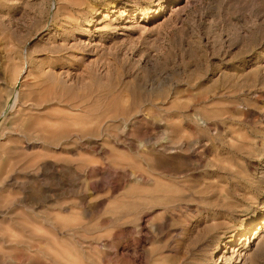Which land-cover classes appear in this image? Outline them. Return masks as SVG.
I'll return each instance as SVG.
<instances>
[{
    "label": "rangeland",
    "instance_id": "1",
    "mask_svg": "<svg viewBox=\"0 0 264 264\" xmlns=\"http://www.w3.org/2000/svg\"><path fill=\"white\" fill-rule=\"evenodd\" d=\"M55 87L86 110H29ZM12 91L0 264H264V0H0ZM119 105L124 141L54 137Z\"/></svg>",
    "mask_w": 264,
    "mask_h": 264
},
{
    "label": "bare ground",
    "instance_id": "2",
    "mask_svg": "<svg viewBox=\"0 0 264 264\" xmlns=\"http://www.w3.org/2000/svg\"><path fill=\"white\" fill-rule=\"evenodd\" d=\"M173 7V6H172ZM177 9V8H176ZM178 9H179V7H178ZM172 10V9H171ZM173 12V11H172ZM16 73V72H15ZM14 91V90H13ZM13 91H12V94L11 95H9V97H7V99L4 101V103H3V108H2V110L0 111V118L2 117V116H4V115H6V111H7V109H8V107H9V104H10V108H12L11 107V102H12V99L14 100V102H12V106H13V104L16 102V101H18L17 102V104H23V102H22V100H19V99H17V97L15 96V97H13L14 96V93H13ZM57 90H56V87L55 88H52L50 91H48V92H50V94H49V97H47V98H45L44 100H40L41 102L40 103H32L29 107V110H33V109H35V111H36V114H37V112H41V110L42 109H40L41 107H37L38 105H40L41 106V104L42 105H44L43 103H45V102H48V101H53V102H55V103H57V104H62V106H63V108H65V110H69L70 112H71V114L73 113V112H82V111H85L86 110V108L87 107H85V105H84V98L86 97V95H84L82 98H81V101H76V100H70V98H68V97H66L65 95H66V93H65V95H63V93L61 94L60 92V94H58V92H56ZM47 92V93H48ZM53 92V93H52ZM84 94H85V92H84ZM30 98V97H29ZM32 98V97H31ZM42 98V97H41ZM33 99V101L34 102H38L37 101V99H34V98H32ZM36 100V101H35ZM28 102V101H27ZM26 102V103H27ZM26 105V104H25ZM120 105H123V104H120ZM119 105V106H120ZM42 108H44V107H42ZM119 107L117 106V108H115V109H117L116 110V112H117V115L116 116H114V114L116 113L115 112V110H114V113H113V115L112 114H110L111 113V111H110V113H109V115H104V117L102 118V119H100V120H97L96 121V123L94 124V125H86V124H84L82 127H79V128H74V129H68V130H64V129H59V130H57V132H60V134L58 135L57 133H56V131L54 132L53 130H51V135H52V132L53 133H55V134H57L56 136H54V134H53V136L54 137H58L59 138V140L60 141H64V140H69L70 142H71V140H73L72 142L73 143H75L76 145H79V146H92V145H99L98 144V140L96 141V140H94V136H95V133H98V134H102V135H105L104 137L102 136V138H101V140L102 141H104V140H106V137L107 138H109L110 140L112 139L115 143H119L120 141H122V139H123V141L125 140V133H126V130H127V127H128V121L127 120H125V119H122L121 117H122V115H123V113H125L124 111H126V110H122V106H120V108L118 109ZM123 108H124V106H123ZM121 109V111H123V112H120L119 110ZM120 112V114H121V116H120V119H118V114H119V112ZM112 112H113V110H112ZM40 114V113H39ZM108 114V113H107ZM119 114V115H120ZM68 115V114H67ZM33 116V115H32ZM34 116H35V113H34ZM66 116V115H65ZM69 116H70V114H69ZM68 116V117H69ZM124 116V115H123ZM31 117V116H30ZM61 117V116H60ZM64 117V116H63ZM67 117V116H66ZM136 118V117H135ZM135 118H134V120H135ZM117 120H119V121H117ZM108 121H112L113 123H114V121H116L115 123V133L114 134H112V133H110L109 131H108V125H109V122ZM138 121V120H137ZM108 122V123H107ZM105 124V125H104ZM108 124V125H107ZM104 125V126H103ZM59 127V126H58ZM35 128V127H34ZM39 129H41V131L40 132H42L43 130V132H45L46 131V133H47V129H45V128H43V130H42V128H39ZM50 130V129H49ZM48 130V133H50V131ZM37 131V130H36ZM49 137H47V139H48ZM50 138H53V137H50ZM47 139H45V140H47ZM127 139V138H126ZM65 144H67V143H65ZM174 146V145H173ZM173 146L170 144V143H167V142H165V143H162V144H160V145H158V147L157 148H155L154 149V147H151L150 148V150H152V151H154L155 153H158V154H163V155H165V154H168V153H170V151L172 150V149H174L173 148ZM174 147H176V145L174 146ZM177 149V148H176ZM174 151V150H173ZM5 173H7L6 171H5ZM98 173H99V175H100V177H102L103 178V176L105 175V173L103 172V171H100V170H98ZM138 175V174H137ZM105 177V176H104ZM139 179H144V177L143 176H140L139 177ZM142 182V181H141ZM182 198V197H181ZM22 226H24L25 227V225H22ZM2 257H3V255H1ZM0 256V259H3L2 257ZM8 260H9V258H7ZM6 259V260H7ZM4 260V259H3ZM11 261V260H10ZM6 262V261H5ZM7 262H9V261H7ZM1 263V262H0ZM4 263V262H3ZM2 263V264H3ZM10 263V262H9ZM11 264V263H10Z\"/></svg>",
    "mask_w": 264,
    "mask_h": 264
}]
</instances>
